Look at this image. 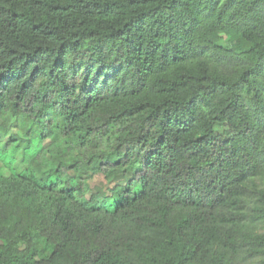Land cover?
<instances>
[{
    "label": "trees",
    "instance_id": "16d2710c",
    "mask_svg": "<svg viewBox=\"0 0 264 264\" xmlns=\"http://www.w3.org/2000/svg\"><path fill=\"white\" fill-rule=\"evenodd\" d=\"M0 165V264L264 262V0H0Z\"/></svg>",
    "mask_w": 264,
    "mask_h": 264
},
{
    "label": "rangeland",
    "instance_id": "374dc122",
    "mask_svg": "<svg viewBox=\"0 0 264 264\" xmlns=\"http://www.w3.org/2000/svg\"><path fill=\"white\" fill-rule=\"evenodd\" d=\"M17 132L16 129V125H13L12 127H10L9 131H8V135L6 137V139H9L11 135L15 134ZM47 144V143H46ZM1 166V165H0ZM91 187H92V191H96L99 189H108L111 185H109L106 180L104 179L103 176L101 175H95L91 177ZM245 264H264V262L262 261V259L260 258H256L253 260H247V262Z\"/></svg>",
    "mask_w": 264,
    "mask_h": 264
}]
</instances>
